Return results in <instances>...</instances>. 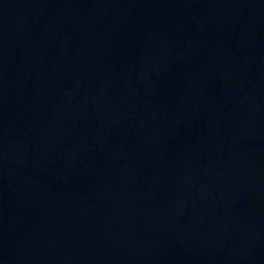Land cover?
I'll list each match as a JSON object with an SVG mask.
<instances>
[{
    "label": "water",
    "instance_id": "95a60500",
    "mask_svg": "<svg viewBox=\"0 0 264 264\" xmlns=\"http://www.w3.org/2000/svg\"><path fill=\"white\" fill-rule=\"evenodd\" d=\"M0 264H264V0H0Z\"/></svg>",
    "mask_w": 264,
    "mask_h": 264
}]
</instances>
